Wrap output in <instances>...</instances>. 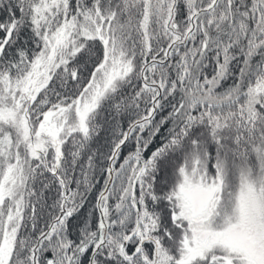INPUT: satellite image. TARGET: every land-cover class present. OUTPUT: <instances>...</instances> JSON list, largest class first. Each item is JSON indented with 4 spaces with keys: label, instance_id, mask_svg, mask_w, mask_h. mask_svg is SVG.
Masks as SVG:
<instances>
[{
    "label": "snow or ice",
    "instance_id": "snow-or-ice-1",
    "mask_svg": "<svg viewBox=\"0 0 264 264\" xmlns=\"http://www.w3.org/2000/svg\"><path fill=\"white\" fill-rule=\"evenodd\" d=\"M0 264H264V0H0Z\"/></svg>",
    "mask_w": 264,
    "mask_h": 264
}]
</instances>
